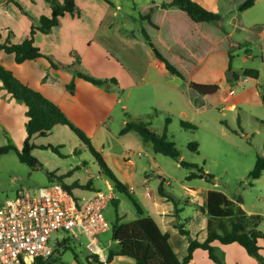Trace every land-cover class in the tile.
<instances>
[{"label":"crops","instance_id":"1","mask_svg":"<svg viewBox=\"0 0 264 264\" xmlns=\"http://www.w3.org/2000/svg\"><path fill=\"white\" fill-rule=\"evenodd\" d=\"M169 1L171 0H74L77 9L75 16L61 17L59 25L49 34L37 32L34 35L35 46L39 48L42 55L52 60L56 65L55 68L44 58L17 64L13 55L4 52H0V64L14 73L15 77L27 87L32 82L30 71L32 73L35 70L38 71L39 85L56 81L51 72L56 75L63 72L71 74L72 77L67 79L74 84L75 90L82 89L87 94L96 96L93 98L94 103L97 101L100 103L101 97L110 105V108L103 113L104 119H111L116 104L124 101L123 112L130 114L131 122L147 120L150 130L155 131L154 121L145 110L160 112L156 118L160 120V123L163 120V126L160 124L159 127L160 134L166 126V121H168L167 134L173 120H177L181 128L182 122L192 125L194 129H197L198 123L199 125L207 124L206 113L218 104L224 105L221 114L226 117L227 112H236L239 106L258 103L260 100L263 102L261 90L264 91V84L261 83V79L262 67H264V22L260 23L255 17L254 20L246 17L255 10L260 0H257L252 8L243 12L238 11L240 4L234 6V10L226 9L228 0H192L205 10L221 16L220 26L218 25L222 32L220 37L216 31L217 35L213 34L214 29L211 25L194 24L180 10L160 7ZM13 2L15 3V0ZM31 2L22 4L23 7L16 2L26 15L21 14L15 4L17 7H14L15 9L11 7L12 4L8 5L9 2L6 7L0 4L1 43H22L28 37L31 26L39 25L41 16H51L52 10L46 1ZM25 7L33 10L28 11ZM148 11H151L152 24L140 18ZM142 29L148 33L153 45L180 73L181 77L173 76L166 71L164 65L145 42ZM229 38L233 40L235 38L232 45ZM253 47L257 49L261 59L260 66L241 68V74L244 69H252L259 72V77L257 80L245 77L240 79L236 77L233 69L235 55L233 56L230 52L234 49L239 54H244L242 63L246 65L255 58L250 50ZM39 60L43 63H38ZM77 73L104 80L107 83L94 86L77 77ZM226 73H229L228 77ZM194 85L215 87V91L221 89L219 99H216L217 103L215 104V98H212L215 91L204 93L194 89ZM233 87L239 88L240 92L236 93ZM231 91L233 94H230ZM6 94L0 82V102L6 101L7 107L16 106ZM62 103L68 108L69 113L74 115H77L78 106L82 104L77 101L74 103L65 97L62 98ZM211 103L213 106L210 105ZM53 104L67 117L62 104ZM141 110L145 111V115L138 116L137 113ZM4 112L5 109L0 106V131L2 130L0 135L5 131L3 123L8 121ZM27 120L26 117V122ZM131 122L124 119L122 124L125 126ZM233 125L240 132L243 131V124L238 114L235 116ZM98 128L102 129V127ZM249 136L251 135H244V137ZM133 141L136 143L133 151L125 150L115 154L105 152L101 148L100 155L114 177L126 187L144 215L150 217L159 230L168 235V243L180 260L187 255L190 240L203 243L208 237V217L204 210L208 194L212 191L225 195L236 209L245 215L249 230L264 231V211H260L256 205L247 206L242 195L235 196V194H228L225 190H219L214 180L213 186L201 184L205 179L187 180L190 173L188 170L181 175L182 177H178L173 172L167 171V163L157 157L160 154H155L152 149L146 150L142 141L137 139ZM4 143L3 138L0 147H3ZM137 153H141V156H137ZM130 154L135 156L128 159ZM257 156L264 157V152ZM180 160L185 162L181 156ZM175 166L181 168L177 162ZM69 172L70 170L67 173ZM204 173L208 174L205 171ZM153 175H157L155 179ZM263 178L264 172L259 179L248 185L252 187L253 183ZM92 180L93 178L88 180L89 185L86 189L93 190L91 195L74 196L71 192L79 207H84L96 192H101L94 191ZM94 180L105 187V192L113 191L114 194V188L102 175L99 167ZM170 180L175 182V186ZM192 181H199V183H192ZM76 182L82 186L87 184ZM164 187H169V191H166ZM77 189L83 193L85 191ZM259 201L264 202V199L260 197ZM178 224L184 226L188 236L180 234ZM112 243L111 239V244H108L110 248L106 246L108 252L112 249ZM95 244L99 249V261L106 264L108 253L100 249L97 239ZM210 246L214 255L223 264H258V261L249 256L237 243L221 245L218 241H214ZM258 246L259 257L264 263V240H259ZM68 264L77 263L73 260ZM111 264L135 263L129 259L116 258ZM189 264L216 263L210 259L207 251L195 249Z\"/></svg>","mask_w":264,"mask_h":264},{"label":"rangeland","instance_id":"2","mask_svg":"<svg viewBox=\"0 0 264 264\" xmlns=\"http://www.w3.org/2000/svg\"><path fill=\"white\" fill-rule=\"evenodd\" d=\"M31 1L34 0H15V3L18 2L22 6V4ZM245 1L246 0H228L229 3L226 9L234 10V6ZM7 2H9L8 5L12 4L11 7L17 8L14 5L13 0H0V4L3 7L7 6ZM17 9L21 14L26 15L23 13V10L20 11L19 8ZM25 9L28 11L33 10L26 7ZM246 17L252 20L256 18L260 23H263L264 0H260L255 10L247 14ZM234 41L235 38L234 40L230 39L231 45ZM250 50L252 54L255 55V58L252 60L253 63L250 61L246 65L242 63V57L244 54H239V52L234 49L230 52L233 56L235 55L233 69L236 77H239L240 79H243L241 68L260 66L261 59L258 55L257 49L253 47ZM38 63L43 62L39 60ZM3 68L5 67L3 66ZM9 72L12 75L14 74L11 71ZM30 74V76H32V82L28 88L32 91L41 93V95L50 102L62 104V108L67 114V120L90 140L93 149L99 154L101 148H103L105 152H112L115 154L125 150L133 151L135 150L136 145L133 139L142 141L140 136L135 132H129L125 135L120 134L124 127L122 121L125 119L131 122L129 119L130 114H126V112L124 114L123 112L124 110L122 106L125 104L124 101H122L121 104H116L111 119H104L103 113L110 108V105L107 102L105 103L101 97L100 103L99 101L94 103L93 101L95 100L93 98L96 96H91L82 89L75 90L74 87V89L70 91L67 87L72 83L67 78H71V74L63 72L56 75V73L51 72V75H53L56 81L53 83H50V81L48 83L44 82L46 84L42 85L38 84L39 77L37 70L33 71V73L30 71ZM228 74L226 73V77H228ZM13 76L16 78L15 74ZM261 83L264 84V67H262ZM233 88L236 93L240 92L239 88ZM3 90L7 93L6 95L9 96V99L14 101L16 106L7 107L8 103L6 101L0 102V106L5 109L4 114L7 115L6 118H8V121L3 123L5 131L0 135V144H2L4 138V146L12 145L17 152H21L26 138L25 107L22 103L15 100L5 89ZM220 93L221 89H218L212 95V98H215V104L217 103L216 99H219ZM72 94H74V96ZM119 94L120 93H118V95ZM261 94L263 102L260 100L258 103L239 106L236 112H227L226 117L221 114L222 108H224L223 104H218L216 107L214 106L206 113L207 124L199 125L198 123L197 129L193 128L184 130L180 127L177 120H173L167 137L175 142V146L185 163L195 164L198 168H203V171L214 177L213 180L216 182L215 185L219 190H225L228 194H235V196L240 194L247 206L256 205L260 211H264V202L259 201L260 197L264 199V178L259 180V182L253 183L252 187L248 185L250 184L248 175L254 167L256 156L262 155L264 152L263 90H261ZM63 97L74 103H76V101L82 103L78 106L79 111L77 112V115L69 113L68 108L63 106ZM123 98L122 95V99ZM131 105L133 106V103H131ZM210 105L213 106V103ZM145 111L150 115L152 121H154L153 126L155 131L153 130L152 132L160 134L159 127L160 124L163 126V120L161 123L160 120H156L157 116L160 115V112L154 113L150 109L149 111ZM145 111L141 110L137 115H145ZM236 114L241 118L243 124L242 132L233 125ZM139 121L143 122L147 125L148 129H150L147 120L141 119ZM98 127H102V129L99 130ZM247 134H250L251 136L244 137V135ZM193 143L197 146L196 152L188 148V146ZM31 144L36 147L32 151V155L41 164L39 169H34L22 164L14 152H9L0 157V207L6 201L14 199L16 193L20 190H29L32 192L55 183V180H49L47 173L52 174L55 177H62L72 169L74 170L71 171V174L68 177L63 178V183L71 187V192L74 196H79L80 194L89 196L93 193V190H85L83 193L81 190L72 187V184L76 181L87 183L91 178H93L92 187L94 188V191H106L105 187L100 182L94 180V177L98 173V165L89 152V149L67 127L56 126L46 137H34L31 140ZM142 144L146 150L152 149V146L149 143H144L142 141ZM157 157L163 159L167 163V171L173 172L178 177L187 173L186 168L181 166V168H177L174 160L162 155ZM156 176L157 175H153V179H155ZM165 179L168 180V178ZM241 179H243V181H240ZM170 181L172 182V185L175 186V182L173 180ZM194 182L197 184L199 183V181H192V183ZM201 184L213 186L212 181L203 180ZM164 189L169 191V187H164ZM243 189L245 190L243 191ZM114 195L115 199L120 200L127 208H132L130 201L126 198L119 195L117 192H114ZM104 219L108 229L105 233L97 236L96 239L100 249H102L104 253H108V248H110L108 244H111V226L115 221L114 208L110 204L104 210ZM64 236L67 235L63 232L54 233L51 237V245L55 246L56 242ZM87 245L88 240L83 235H80L78 239L72 241L70 246L75 248L77 252H85ZM106 246H108V248ZM113 247L112 243V248ZM83 256H85V254H83ZM54 259L55 258L48 260L44 264H68L74 260L72 252L70 251L62 255L60 260L61 263H54Z\"/></svg>","mask_w":264,"mask_h":264},{"label":"trees","instance_id":"3","mask_svg":"<svg viewBox=\"0 0 264 264\" xmlns=\"http://www.w3.org/2000/svg\"><path fill=\"white\" fill-rule=\"evenodd\" d=\"M52 10L50 17L41 16L39 25L31 26L28 37L20 44H11L9 42H0V52L11 54L14 56L17 64L27 61H33L38 58L46 59L50 65L55 68L56 65L48 57L40 53L38 47L34 44V35L37 32L49 34L59 25L60 18L65 15L75 16L77 9L74 0H45ZM257 0H246L238 6V11L243 12L252 8ZM21 11L22 8L14 3ZM162 9L175 8L185 13L188 19L194 24L211 25L214 29L213 34L218 33L219 37L222 32L218 25L221 23V16L216 13L209 12L202 8L192 0H171L160 6ZM152 10V9H151ZM142 21L151 23V11L142 15ZM217 35V34H215ZM142 36L149 45L155 57L164 65L166 71L177 77H181L180 73L164 58V56L153 45L148 33L142 29ZM1 37V36H0ZM232 57L230 56V59ZM242 75L245 78L257 80L259 72L252 69H244ZM77 77L94 85L102 86L107 81L92 78L90 76L77 73ZM0 82L2 88L5 89L15 100L22 103L26 107L27 122L25 125L26 139L21 152H17L14 146L7 145L0 147V157L14 152L18 160L31 168L39 169L41 164L32 155V151L36 148L31 144L34 137H46L56 126H65L74 133L89 149L92 157L95 159L102 175L109 180L115 192L130 201L132 208L129 209L122 204L120 200L113 198L110 205L113 206L115 212V221L111 226V239L114 248L110 249L106 258V264H111L114 259H129L135 264H189L192 259V253L195 249H202L208 252L209 257L216 264H223L218 259L210 246L212 242L218 241L221 245H229L237 243L249 256L255 258L258 264H264L259 257L258 241L264 240V231L256 229H248L247 218L235 205L230 202L225 195L220 192L212 191L208 194L205 213L208 217V237L205 242L199 243L194 240L189 241L187 255L181 260L173 252L168 243V235L162 233L156 223L148 216H145L141 208L133 200L126 187L121 184L106 166L101 155L96 152L90 140L77 128H75L60 111V109L52 102L45 99L39 93L32 91L27 86L18 81L14 76L0 64ZM70 91L74 89V84L67 87ZM166 121V126H167ZM165 126L162 134H156L148 129L143 122H131L125 124L120 134L125 135L129 132H135L140 136L144 143H149L155 154H160L177 162L181 167L190 171L187 180L205 179L213 182V176L205 174L201 168L196 165L188 164L180 160V154L175 143L167 137V127ZM184 129H193L190 124L181 123ZM189 149L196 152V144H190ZM54 150V149H53ZM264 172V157L257 156L253 169L250 171L248 178L250 184L259 179ZM49 180H55L71 194V187L63 183V178L68 177L71 171L62 177H55L47 173ZM89 183L79 185L73 183L72 187L86 190ZM174 201V200H173ZM179 232L183 236H188V232L182 224H178ZM75 240L71 237L64 236L58 240L53 246L52 255L47 258H30L24 257L23 264H44L48 260L54 259V263H58L64 253L72 252L73 259L77 264H103L99 261L98 255L90 254L87 249L85 252H77L70 245ZM85 254V256H83Z\"/></svg>","mask_w":264,"mask_h":264},{"label":"built area","instance_id":"4","mask_svg":"<svg viewBox=\"0 0 264 264\" xmlns=\"http://www.w3.org/2000/svg\"><path fill=\"white\" fill-rule=\"evenodd\" d=\"M134 156L130 154L128 159ZM113 198V191L96 192L79 207L58 183L32 192L18 191L0 207V264H23L24 257L49 258L53 253L51 237L56 232L73 239L83 235L88 240L87 251L99 255L95 239L108 229L104 210Z\"/></svg>","mask_w":264,"mask_h":264},{"label":"water","instance_id":"5","mask_svg":"<svg viewBox=\"0 0 264 264\" xmlns=\"http://www.w3.org/2000/svg\"><path fill=\"white\" fill-rule=\"evenodd\" d=\"M193 88L196 89V90H198V91H202L204 93H209V92H212V91H215L216 90L215 87H211V86L194 85Z\"/></svg>","mask_w":264,"mask_h":264}]
</instances>
